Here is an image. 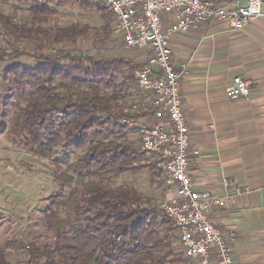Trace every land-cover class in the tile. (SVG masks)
Here are the masks:
<instances>
[{"label":"trees","instance_id":"1","mask_svg":"<svg viewBox=\"0 0 264 264\" xmlns=\"http://www.w3.org/2000/svg\"><path fill=\"white\" fill-rule=\"evenodd\" d=\"M31 6V23L17 22L0 11V63L8 97L3 105L9 117L7 133L17 146L50 159L65 158L64 170H55L62 194L52 198L45 222L52 233L49 245L20 240L0 245V264H12L11 253H25V264H186L174 250L176 227L137 183L122 185V174L141 173L142 152L127 140L125 117L143 118L151 110L130 116L123 108L125 88L141 65L126 57L76 56L54 44H77L93 31L104 40L110 25L93 30L77 24L58 29L43 27L55 14L51 5L96 6L102 19L112 15L94 0H15ZM23 44H31L25 49ZM120 78L123 79L120 82ZM0 126V135L5 132ZM146 153V152H145ZM153 171L155 167L151 168ZM73 187L68 196L64 191Z\"/></svg>","mask_w":264,"mask_h":264},{"label":"crops","instance_id":"2","mask_svg":"<svg viewBox=\"0 0 264 264\" xmlns=\"http://www.w3.org/2000/svg\"><path fill=\"white\" fill-rule=\"evenodd\" d=\"M205 1L219 7L245 6L248 2ZM262 12L261 18L241 30H233L225 22H208L171 40L172 64L178 70L181 64L188 65L181 91L190 126L189 172L198 191L223 198L211 220L231 240L233 264H264V3ZM173 20L172 14L165 16L166 25ZM113 38L122 50L119 57H126L123 54L127 51L132 61L143 64L151 55L150 47L126 50L120 39ZM235 77L250 83L249 101L226 95ZM125 95L122 105L126 111L139 97L129 92ZM142 120L152 122V113ZM155 121L168 123L166 117ZM134 133L127 131V140L140 146L139 135ZM141 176L122 174L118 182L131 179L122 185L137 183L145 197H173V190L163 189L153 179L141 182ZM210 264H217L215 255Z\"/></svg>","mask_w":264,"mask_h":264},{"label":"built area","instance_id":"3","mask_svg":"<svg viewBox=\"0 0 264 264\" xmlns=\"http://www.w3.org/2000/svg\"><path fill=\"white\" fill-rule=\"evenodd\" d=\"M112 13L113 36L126 50L150 47L151 55L134 72L137 88L146 95L134 102L130 116L152 111L153 121L125 117L122 123L138 130L140 147L157 158L164 181L174 191L173 197L158 207L175 225L186 264H233L231 240L211 220L223 198L196 189L190 175V126L183 108L181 78L188 68L179 70L171 62V40L208 22H225L241 30L263 15L264 0H248L245 6H216L205 0H104ZM173 22L165 24V16ZM226 95L233 100L249 101L250 83L235 77ZM166 117L167 124L156 119ZM146 122V123H145ZM161 172V171H160ZM224 185L229 182L224 180Z\"/></svg>","mask_w":264,"mask_h":264},{"label":"rangeland","instance_id":"4","mask_svg":"<svg viewBox=\"0 0 264 264\" xmlns=\"http://www.w3.org/2000/svg\"><path fill=\"white\" fill-rule=\"evenodd\" d=\"M95 1L106 7L104 0ZM97 3L95 2V4ZM51 8L56 10L55 14L44 18L42 22L43 27L47 29L65 28L77 24L79 26H90L93 30H100L105 24L114 25L112 23L113 16L110 15L107 20H102L96 6L86 10L73 4H54L51 5ZM30 9L31 6L26 3L15 2V0H0V11L7 15L15 16L17 22L30 24L33 17ZM30 46L31 44H23L25 49H31ZM48 49L54 53L64 50L76 56L88 55L96 58L119 57L122 51L117 41L114 40L113 33L110 38L100 41L94 37L93 31L75 45L70 43L63 45L54 44L48 46ZM123 55L129 59L133 58L127 51ZM18 62L30 66L35 64L28 58H23L20 61H5L0 63V126H5L6 128L5 132L0 135V245L10 240H20L42 247L43 245L51 244L52 241V233L48 230L45 222L46 207L54 196L62 194L54 172L55 170H64L66 157L69 156L72 160H76V157L80 153L76 152L70 155L57 153L56 157L46 159L36 155L27 147L14 144L13 139L7 133V129L10 128L9 117L13 115V112L5 113L7 111L3 109L6 97H8V88L3 83V72L6 67ZM120 82H122V78H120ZM128 84L129 88L127 86L125 88L126 94L128 92L131 94L135 93L139 97L138 100L145 99L146 95L142 94L137 88L135 80L130 81ZM127 101L129 103L130 100L127 99ZM133 103H129V107L126 108L125 112L129 111ZM127 131H136L137 133L134 134L139 135L138 130L127 127ZM136 148L140 149L143 153L141 156L144 160L142 164L146 166L141 172V182L147 183L148 180L153 179L159 185L161 184L160 187L169 191L170 188L164 181L162 170L157 166V158L145 153L139 144ZM152 167H155L154 171L151 169ZM127 174L129 176L137 175L132 173ZM126 182H131V179H121L118 183L123 184ZM72 188L68 187L64 191V195L68 196ZM141 193L143 194V192ZM146 198L153 201L157 206L167 200L166 197H155V194L152 197L146 196ZM175 234L177 238L174 241V250L178 258L185 260L178 235L177 233ZM8 257L12 264H25L27 259L25 253H11Z\"/></svg>","mask_w":264,"mask_h":264}]
</instances>
